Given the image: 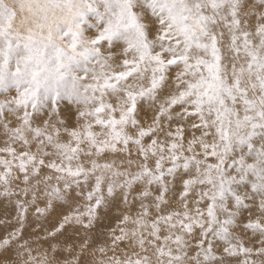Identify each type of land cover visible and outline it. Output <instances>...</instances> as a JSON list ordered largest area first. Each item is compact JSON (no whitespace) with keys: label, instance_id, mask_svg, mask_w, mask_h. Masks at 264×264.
<instances>
[{"label":"snow or ice","instance_id":"obj_1","mask_svg":"<svg viewBox=\"0 0 264 264\" xmlns=\"http://www.w3.org/2000/svg\"><path fill=\"white\" fill-rule=\"evenodd\" d=\"M0 264H264V0H0Z\"/></svg>","mask_w":264,"mask_h":264}]
</instances>
